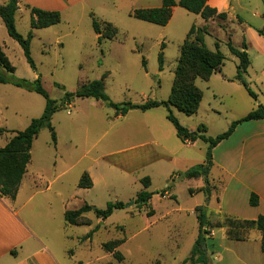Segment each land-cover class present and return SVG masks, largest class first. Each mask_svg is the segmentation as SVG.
<instances>
[{
    "label": "rangeland",
    "instance_id": "rangeland-1",
    "mask_svg": "<svg viewBox=\"0 0 264 264\" xmlns=\"http://www.w3.org/2000/svg\"><path fill=\"white\" fill-rule=\"evenodd\" d=\"M113 1L99 0L93 4L83 2L60 12V23L32 30L30 51L35 68L28 65L22 49L7 35L0 20V44L15 69L12 75L29 82L39 78L49 98L57 102L62 100L65 92H73L80 84L102 76L105 92L115 103L166 101L170 94L180 46L189 30L187 27L193 25L197 17L181 8L167 26H158L131 17L128 10L114 7ZM256 9L253 11L259 12L257 7ZM249 17L252 22H258ZM93 18L99 22L98 34L92 28ZM216 20L217 25L225 21ZM103 22L111 23L116 28L113 38L106 39L109 31H106ZM15 26L23 37L28 34V9L25 16L16 18ZM98 37H101L99 43ZM222 49L225 54H229L227 44ZM159 53H162L161 65L158 61ZM260 67L259 64L254 66L256 70ZM221 69L224 73L234 75L236 64L226 57ZM217 74L218 72L214 73L209 81H195L196 86L203 91V100L197 115L186 116L170 107L171 113L181 126L186 128L187 125L199 122L205 126L204 134L207 137H215L225 131L231 117H240L241 111L250 102L256 104L254 108L258 105V101L250 97L240 83H237L239 91L234 90L231 83L223 82L221 75ZM254 74L252 69L248 70L245 79L248 80ZM208 87L222 97L214 100ZM251 89L258 93L254 86ZM95 102L99 105H95ZM44 104V98L37 93L11 84L6 91L0 87V122L5 126L3 135H15L16 132L24 130L32 119L42 114ZM107 112H112V109L99 101L73 98L70 105L60 107L52 116L51 124L61 153L64 154L72 148L73 156L78 162L74 170L90 169L97 178L95 187L87 195L93 201L91 207L104 209L106 203L115 201L125 204L124 209L115 210L105 220L97 219L93 212L86 213L84 216L87 219L83 221L90 226H67L63 235L68 236V239H63L61 247L74 252L76 261L80 260L77 264H182L189 256L198 234L194 211L204 204L205 195L202 192H195L193 195L189 193V188L195 187L200 181L182 177L184 172L181 170L202 163L208 144L196 140L195 147H187L176 136L174 127L166 119L165 108H155L146 113L144 116L147 122L149 120V123L156 124L159 138L157 151L162 159H159V168L150 172L151 183L146 190L157 194L152 203L148 200L146 206L139 207L143 205L137 201V194L143 189L140 183L143 177L124 178L113 169L109 170L100 160H96L101 148L111 137L110 133L101 138L107 125ZM136 114L142 116L143 113L137 110ZM98 138L101 140L92 150ZM171 152L175 154L171 155ZM53 155L50 132L43 128L34 139L31 169H48L43 166L42 156H49L52 160ZM185 155L190 157V161H178L179 156ZM174 170L180 171L171 174ZM167 187L168 192H164ZM170 189H173L172 194ZM207 215L211 221L219 219L214 214ZM211 221L210 235L206 241L209 264H242L241 260L255 262L254 245L243 246L234 241L228 247L230 251L224 252V234L216 231L213 238L216 229L213 227L217 222ZM95 227L97 230L89 235ZM88 235L90 241L87 239ZM114 239H125L116 249L121 254V260L115 259L102 248L105 242Z\"/></svg>",
    "mask_w": 264,
    "mask_h": 264
},
{
    "label": "crops",
    "instance_id": "crops-1",
    "mask_svg": "<svg viewBox=\"0 0 264 264\" xmlns=\"http://www.w3.org/2000/svg\"><path fill=\"white\" fill-rule=\"evenodd\" d=\"M7 1L0 0V4ZM17 1L19 8L15 15V25L18 16H25V5L60 13L83 2L93 4L99 0ZM174 1L177 2L178 0ZM113 5L118 9L131 12L135 9L158 8L161 6V0H114ZM207 5L218 13H225V21L217 25L216 19L205 21L199 15H195L197 18H195L193 25L197 27L207 26L208 33L204 36V43L207 48L214 50L216 43L225 58L227 57L236 66L238 59L230 52L228 55L225 54L222 49L227 42H230L235 49L244 50L247 53L249 66L246 74L251 69L255 74L245 81L250 89L254 86L258 91V93L253 91L258 104L264 105V92H262V90L264 91V37L257 32V30L264 31V0H207ZM256 7L259 12L253 11ZM178 9L181 8L173 7L171 18L166 26L174 15L180 12ZM249 16L258 22H252L251 19H248ZM191 26L189 25L187 28L190 29ZM185 30L187 29L185 28ZM243 44L246 46L245 49H242ZM257 64L261 67L256 70L254 66ZM217 75H221L220 78L223 82L231 83L234 90L239 91L240 88L237 86L239 82L234 79L236 73L234 75L233 73H224L221 69ZM8 85L10 84H0V87L6 91ZM208 89L211 90V97L214 100L217 97H222L214 89L210 87ZM202 100L194 115L199 113ZM95 105L99 104L95 102ZM255 105V103L250 102L249 106L241 111L240 117H231L227 128L232 121L245 116ZM151 110L142 112V116L136 114V109L130 110L124 116L116 115L113 109L112 112H107V125L101 138L110 133L111 137L108 138V143L101 148L96 160H100L109 170L113 169L124 178L133 176L140 178L148 176L149 178L150 172L159 168V159H162V155L157 151L159 138L156 133V124L149 123V120L147 122L146 116H144ZM2 126L0 122V148L4 147L13 136L3 135L5 126ZM198 126H200L199 122H194L193 125H187L186 129L195 131ZM100 140L98 138L92 150L96 148ZM70 144L69 142L68 147ZM33 145L34 140L30 149V162L15 199L10 200L0 196V264H77L80 260L76 261L74 252L71 253L70 250L61 247L63 239H68V236L63 235V232L69 226L64 221L63 215L65 211L78 209L84 204L92 205L93 201H90L87 195L95 187L97 178L90 169L88 171L74 170L78 162L77 158L73 156L72 148L64 154L61 153L57 138L55 144H52L54 149L52 160L49 159V156H42L43 166H47L48 169H41L40 167L37 171L32 170ZM185 145L193 148L196 141ZM211 153L212 166L208 179L212 185V192L206 207L207 220L211 221L208 213L219 217V219L211 222H222L227 217L254 220L259 215L264 216V119L250 120L237 125L232 134L219 142ZM170 154L174 155L175 153L171 152ZM173 159L177 160L176 157ZM178 161L187 162L190 161V157L188 155L179 156ZM191 168L193 167H185L181 172H186ZM179 171H171V174L179 173ZM84 172L89 175L92 181L90 189L77 187L79 178ZM195 179L200 182L195 187L189 188L194 193L203 187L202 178ZM172 190L170 189L171 194ZM151 194L149 202L152 203L156 192ZM251 194L257 196V206L249 204ZM216 231H221L224 234L223 239L225 240L222 242L225 248L224 252L230 251L228 247L233 245L232 242L234 241L243 246L254 245L255 262L241 260V263L264 264V254L260 251L261 234L259 231L256 229L247 230L244 240L227 238V227L225 226L216 228L213 232V238Z\"/></svg>",
    "mask_w": 264,
    "mask_h": 264
},
{
    "label": "trees",
    "instance_id": "trees-1",
    "mask_svg": "<svg viewBox=\"0 0 264 264\" xmlns=\"http://www.w3.org/2000/svg\"><path fill=\"white\" fill-rule=\"evenodd\" d=\"M180 7L185 11L199 15L203 20L208 21L212 19L225 20V13H218L215 9L207 5V0H161V6L158 8L149 9H135L129 15L139 21L165 26L172 15L173 7ZM17 0H8L4 4H0V19L3 22L7 35L16 41L22 49L24 58L31 68H35L34 61L31 57L30 40L32 38V30L47 28L60 23V13L57 11H46L38 8H33L25 5L30 14V31L23 37L20 35L15 26V15L18 10ZM106 31L109 33L106 39H111L116 35V28L111 23L103 22ZM99 22L94 18L92 19V28L95 34L100 32L98 28ZM208 33L207 26L197 27L192 25L188 30L184 41L180 46L179 57L174 71L172 85L169 97L166 101L147 100L142 104H132L129 102L115 103L111 101L105 92L104 76L99 79L80 84L73 92H65L62 100L57 102L49 98L47 92L43 89L39 78L34 82H29L25 79L15 78L12 74L15 69L8 61L0 46V84H11L15 87L31 91L39 94L44 98L45 104L42 114L38 118L30 121L28 126L18 131L13 135L6 145L0 148V196L14 200L19 189L21 180L26 172L27 165L30 162V149L33 140L38 136L43 128H47L50 132L51 142L55 144L56 135L54 128L51 124L53 114L60 108L70 105L73 98H90L99 101L107 107L113 109L116 115L124 116L130 110H140L145 112L147 110L163 107L167 114L166 119L172 124L175 129L176 136L183 143H194L196 140H201L208 144L205 155V160L187 170L182 174L186 179L202 178L203 187L196 190L205 195V202L202 206L197 207L194 211L197 224L198 234L190 250L189 256L182 262V264H209V256L207 253L206 241L210 235L209 227L210 222L206 218V207L209 201L212 185L209 182L208 175L212 166V149L222 140L228 138L235 127L243 122L250 120H263L264 119V105L258 104L256 108L249 111L245 116L235 121H232L228 128L217 134L215 137L205 136L206 128L204 125L198 126L197 130L190 131L181 126L178 120L173 116L170 107H173L178 112L186 115H194L202 100V91L196 86L195 81L208 80L211 75L220 71L221 66L225 60V56L219 50L218 45L215 43L214 50H210L204 43V36ZM260 35H264L263 30H259ZM101 37L97 38L100 42ZM229 52L238 59L236 66L235 80L238 81L248 95L256 100V95L249 88L248 83L245 81L244 75L246 74L249 66V58L247 53L243 50L235 49L230 42L227 43ZM245 44L242 49H245ZM159 64H162V53L158 55ZM144 64V61L142 62ZM142 190L137 194V201L146 206L148 200L151 198L147 188L150 186L148 177H143L140 180ZM78 188L90 189L92 181L89 175L84 172L79 178ZM168 192V187L164 190ZM189 193L193 194L194 191L189 189ZM249 204L257 206L258 198L255 194L249 197ZM125 208V204L121 201L108 202L104 209L92 208L84 204L78 209L67 210L63 215L64 221L73 226H90L88 222H84L85 214L93 212L97 219L105 220L115 210ZM151 215V212L147 213ZM227 227V237L231 240H244L246 238V231L249 229H256L261 234L260 251L264 254V216L259 215L254 220H240L235 218H224L222 222L214 224L213 228ZM97 230L95 227L89 235ZM87 236V238L89 237ZM125 242V239H114L105 242L102 248L107 253H111L115 259L121 260V254L116 250L120 245Z\"/></svg>",
    "mask_w": 264,
    "mask_h": 264
},
{
    "label": "water",
    "instance_id": "water-1",
    "mask_svg": "<svg viewBox=\"0 0 264 264\" xmlns=\"http://www.w3.org/2000/svg\"><path fill=\"white\" fill-rule=\"evenodd\" d=\"M156 194H157V192H156Z\"/></svg>",
    "mask_w": 264,
    "mask_h": 264
}]
</instances>
